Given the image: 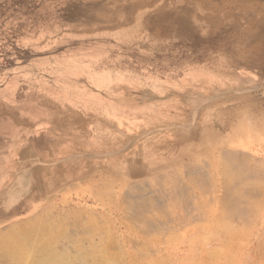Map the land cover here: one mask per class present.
Here are the masks:
<instances>
[{
	"label": "rangeland",
	"instance_id": "1",
	"mask_svg": "<svg viewBox=\"0 0 264 264\" xmlns=\"http://www.w3.org/2000/svg\"><path fill=\"white\" fill-rule=\"evenodd\" d=\"M28 220L73 264H263L264 0H0V235Z\"/></svg>",
	"mask_w": 264,
	"mask_h": 264
},
{
	"label": "bare ground",
	"instance_id": "2",
	"mask_svg": "<svg viewBox=\"0 0 264 264\" xmlns=\"http://www.w3.org/2000/svg\"><path fill=\"white\" fill-rule=\"evenodd\" d=\"M139 206L141 205L139 204ZM139 213L142 212L139 211ZM139 213L136 212L134 216L137 217ZM148 225L150 226L149 223ZM56 233V226L53 223L28 220L17 231L11 229L0 235V254L4 256L7 264H73L75 260H79L76 255L70 253L56 254L53 249ZM81 255L84 258L80 260L86 259V264H108L110 260L107 254L103 253L100 255H93L92 253ZM244 258L247 259V257ZM246 259L244 260L246 261Z\"/></svg>",
	"mask_w": 264,
	"mask_h": 264
}]
</instances>
